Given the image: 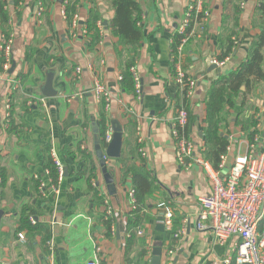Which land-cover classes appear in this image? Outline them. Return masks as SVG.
Masks as SVG:
<instances>
[{
  "label": "crops",
  "instance_id": "0c3cea01",
  "mask_svg": "<svg viewBox=\"0 0 264 264\" xmlns=\"http://www.w3.org/2000/svg\"><path fill=\"white\" fill-rule=\"evenodd\" d=\"M135 1L142 12V39L131 68L140 79L139 95L135 90L120 91L118 77L127 51L112 35L114 10L108 0H0V38L11 37L15 65L6 75L0 67V264H150L154 248H161L160 264H223L226 257L234 264L233 240L219 245L210 230L196 228L198 199L210 192V186L201 168L183 169L175 159L170 134L179 104L174 68L179 66L196 81L184 105L189 135L199 151L204 143L207 91L219 75L228 76L247 61L252 41L264 31V15L259 11L264 0H207V20L193 21L189 32H194L179 53L176 50L175 60L174 35L186 6L194 0ZM67 2L76 3L70 25L65 17ZM1 14L7 15L6 22ZM92 15L97 17L99 30L96 42L85 28ZM228 42L232 52L219 59ZM212 60L225 64L211 69ZM48 75L53 77L54 96L44 95ZM95 81L111 94L112 103L104 111L110 120L107 128L111 121L121 128L120 157L142 159L154 181L155 190L137 211L139 222L132 229L131 177L124 173L120 158L105 156L107 163L101 167L95 155L92 124L99 122V102L92 93ZM6 96L10 116L4 126ZM34 98H43L45 106L31 103ZM247 98L249 108L238 111L241 101L236 98L235 107L226 105L221 114L228 160L244 152L250 141L235 121L238 112H242L240 120H256L252 130L256 131L257 149L264 145V80ZM106 148L101 150L103 155ZM51 151L63 166L62 180L52 183L56 192L44 176ZM81 153L91 156L88 168L95 177L90 180L88 173L79 175L85 170ZM134 164L140 166L137 160ZM34 176L45 183L42 195ZM161 202H169L173 209L169 229H159L162 212L157 205ZM107 206L112 214L106 219ZM23 208L33 211L34 220L47 229V241L42 240L44 233L20 228ZM107 220L111 221L109 232L104 225ZM183 227L185 233L179 234ZM137 230L142 235H136ZM143 252L145 256L139 258Z\"/></svg>",
  "mask_w": 264,
  "mask_h": 264
},
{
  "label": "built area",
  "instance_id": "2783aa9c",
  "mask_svg": "<svg viewBox=\"0 0 264 264\" xmlns=\"http://www.w3.org/2000/svg\"><path fill=\"white\" fill-rule=\"evenodd\" d=\"M23 3L24 0H17ZM207 0H194L186 6L183 19L177 27V34L182 36L180 46L177 49L179 53L181 46L187 42L189 35L193 34V30L189 32V28L193 21H205L209 16L208 10L205 8ZM242 5V4H241ZM41 8L35 16H40ZM77 25V17L72 22L73 28ZM86 34L84 30L82 32ZM176 59V54H172ZM0 67L6 75L12 63V39L11 37L0 38ZM212 65L220 69L224 66V61L212 60ZM80 69H76L75 74H80ZM133 78L135 94H140V79L134 68L130 69ZM121 77H118L120 81ZM174 83L179 93V104L175 108V116L171 121L170 134L171 141L175 150V159L179 167L183 169L197 166L204 171L210 192L198 199L199 214L196 228L199 231L210 230L217 244L224 245L229 240L234 241V264H264V145L261 149H257V136L252 141L246 142V150L237 153L233 158L228 160L227 152L220 157L217 167L211 162L203 159L195 147L193 138L190 137L189 131V114L184 103L190 99L196 88V81L186 75L179 66L174 68ZM92 93L97 102H104V110L107 111L112 103L111 94L103 85L95 81ZM31 103L41 104L45 106L43 98H34ZM5 104V123L8 124L10 111V98H4ZM139 128H136L138 134ZM112 138L111 126L107 128L102 141L108 145ZM140 143L141 140L138 139ZM140 154L144 157L143 151ZM52 164L56 169V180L60 182L63 176V166L57 159L55 153H50ZM104 165L107 163L105 155L102 156ZM44 176L51 185L53 191L56 192L50 179V171L45 170ZM38 181L39 194H43L45 183ZM94 185V183H92ZM131 205L135 203L133 190L129 194ZM157 207L162 212V224L169 229L173 218V209L169 202L158 203ZM112 210L107 206L105 218H109ZM30 223L35 224V220L30 218ZM262 226L259 231V226ZM141 230L136 231V235H142ZM183 227L179 234H184ZM20 241L24 240L22 234H18ZM170 258L172 251L167 252ZM88 264H96L89 262ZM223 264H231V258L226 257Z\"/></svg>",
  "mask_w": 264,
  "mask_h": 264
},
{
  "label": "trees",
  "instance_id": "16d2710c",
  "mask_svg": "<svg viewBox=\"0 0 264 264\" xmlns=\"http://www.w3.org/2000/svg\"><path fill=\"white\" fill-rule=\"evenodd\" d=\"M110 6L114 10V16L111 21L112 35L117 39V43L124 49L126 52L125 63L121 70V79L119 81V87L121 92H132L134 90V83L132 75L130 74L131 67L134 66L135 61V52L137 51L139 44L142 39V31L139 27V22L141 21L142 12L135 0H108ZM259 11L264 15V3L259 7ZM76 13V3L67 2L65 5V17L68 24H71L72 17ZM1 19L3 22H6L8 17L5 14H1ZM97 17L92 15L89 20L85 23V28L87 32H91L92 41L99 40V30L96 27ZM9 37V35H5ZM182 36L177 33L174 35L173 43L171 45L172 54L176 53L177 47L181 43ZM229 43V42H228ZM231 42L226 46L224 53H222L219 59H224L232 51ZM264 31L252 41L248 59L246 62L241 64L237 70L230 73L228 76L219 75L218 80L208 89L206 95V112L204 119L203 127V146L199 150L200 156L211 162L214 167H217L220 157L226 153L228 147V139L220 136L221 134V114L225 106L234 108L235 102L240 100L239 109L249 108V99L247 98L250 95L252 89H255L257 84L264 80ZM117 54L121 53L117 50ZM1 62V59H0ZM241 86L245 87L244 91H241ZM237 98V100H235ZM242 112H238L235 117V121L240 123L243 130L247 133V137L250 141L254 138L256 131H253L252 128L256 126V120L251 118L249 120L243 121L240 120ZM108 123L110 120L107 117L104 111V102L99 103V122H98V137L99 145L101 150L106 147L105 143L102 141L103 136L107 130ZM189 131V129H187ZM136 152V149L134 150ZM134 155V154H133ZM137 156V155H136ZM82 161L85 164V170L79 175L83 176L88 173V179L95 177V172L88 168V161L91 160V156L81 153ZM128 159L133 160V163H130ZM137 160L140 162V166L136 167L134 161ZM119 162L123 165L124 173L129 174L132 180L133 193L135 203L131 205L133 211H131V220L129 219L130 228H134L138 225V216L137 211L144 204L145 198L150 196L155 190L154 181L147 171L144 170L143 164L144 161L136 157L133 159V156L128 158L120 157ZM87 166V167H86ZM45 167L50 171V177L52 183L56 182V169L53 166L50 159L47 160ZM38 186V185H37ZM136 210V211H135ZM30 218H35V213L30 209L23 208L20 217L19 223L20 228H24L30 232L34 233H44L43 242L47 241V229L39 225L36 221L32 225L30 223ZM111 221L107 220L104 222L106 230L110 231ZM129 228V229H130ZM145 252H143L139 258H143ZM131 264H137L131 263Z\"/></svg>",
  "mask_w": 264,
  "mask_h": 264
},
{
  "label": "water",
  "instance_id": "95a60500",
  "mask_svg": "<svg viewBox=\"0 0 264 264\" xmlns=\"http://www.w3.org/2000/svg\"><path fill=\"white\" fill-rule=\"evenodd\" d=\"M14 66L15 65L12 63L9 73L13 71ZM211 69H216V67L212 65ZM52 81H53V77L51 75H48L46 82H45V91H44L45 96H54L56 94L55 91H53L52 86H51ZM111 129H112V138H111L110 143L107 145L106 150L104 151V155L110 159H119L121 156V150H122V131H121L120 126L115 121H111ZM92 132L94 134L95 155H96V158L99 160L100 166L103 167L104 166V162L102 160L103 153L99 145L98 124L97 123L92 124ZM220 136L227 139V137L224 136L223 134H220ZM1 214L2 212L0 211V216ZM162 228H163V225L160 223L159 229L163 230ZM160 260H161V248H154L152 251V257H151L150 264H160Z\"/></svg>",
  "mask_w": 264,
  "mask_h": 264
}]
</instances>
